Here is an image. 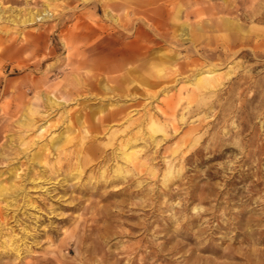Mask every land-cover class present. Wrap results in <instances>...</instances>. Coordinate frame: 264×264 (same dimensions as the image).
I'll return each mask as SVG.
<instances>
[{"label":"rangeland","instance_id":"obj_1","mask_svg":"<svg viewBox=\"0 0 264 264\" xmlns=\"http://www.w3.org/2000/svg\"><path fill=\"white\" fill-rule=\"evenodd\" d=\"M95 1L1 0L41 14L0 20V264H264V0H175L188 39L151 54L170 0ZM204 75L220 85L200 99Z\"/></svg>","mask_w":264,"mask_h":264},{"label":"bare ground","instance_id":"obj_2","mask_svg":"<svg viewBox=\"0 0 264 264\" xmlns=\"http://www.w3.org/2000/svg\"><path fill=\"white\" fill-rule=\"evenodd\" d=\"M3 1H5V0H3ZM6 1L18 2L19 0H6ZM95 2L97 4V6H98L99 0H96ZM170 2H172V6L171 7L163 6V9L162 10H157V11H154L152 14H150L151 15V18L153 19V21L147 23V26L145 27V32L146 33L144 35V38L139 39V42L137 43L138 47H140V46H141V48H142V46L144 48L146 47L147 48L146 51H148V53L151 50V48H153L152 45L153 46H155V45L157 46L158 44H161V42H163V41L164 42H171V43H173V42L174 43H179L180 40H186V39H188V38H184V37L182 39H180V38H178V36L176 34V32H177L180 24L188 25L186 23V21H182V22H178L177 21V22H174V24H170V23H172V21H176L177 20V17H178V14H179V12L177 14V10L175 9V5H176L175 0H170ZM2 4L3 3L0 0V20H5V21L7 20V21H10V22H17V23H19V22L28 23L30 21L31 22L35 21L36 20V16L41 14V13H34V12H31L29 10V11H27V14H25L24 16L21 15L20 17H18V14H14L13 16H11V15H5L6 14L5 13V9H4L5 7H3ZM123 4H124L123 2L116 1V0H102V2H101V6L104 8V12H106V8H110V7H113V6H120L121 7ZM189 8H190V6H189ZM184 10H186V9H184ZM191 11H193V10H190L188 12H191ZM185 14H186V11H185ZM199 15H200V13H195V17L196 16H199ZM187 16L188 15H186V17ZM209 17H211V16H209ZM210 19L211 18H209V19H198L199 21H196L195 26H201V27L202 26L203 27H206V26H209V27L210 26H217L218 27L219 26V27L230 28V29L237 28V26L240 27V25L236 21H232L233 19H230V18L229 19H222L221 21H213V22ZM115 20H118V17L115 18ZM156 22L157 23L164 22V26H166L165 27V30L158 31L157 30V23ZM143 23L144 22L141 23L142 26H143ZM128 24L129 23H128V19H127V13H125L124 17L120 21L117 22V25L122 30L125 31L129 27ZM95 25L97 26V24H95ZM143 28H144V26H143ZM10 29L11 28H0V32L3 33V34L0 35V44H2L3 41H9L10 42L9 43L10 45L14 43V40H15V36H14L15 31H11ZM34 35L39 36L40 34H37L36 33ZM243 35H244V33H243ZM118 39L119 38H117L116 40H118ZM193 40H195V41H193L192 44H191V50H192V48L196 47L197 44L199 45L200 43H203V45H207V44L210 43V41H205V37H203L201 40L199 38H196L195 37V38H193ZM196 40L198 41V43H196ZM87 49L90 52L91 51L92 52L94 51V53H96V54L103 53L104 50H106V49L109 50L110 49L109 52L106 53V54H108V53H113L114 51H117L119 48H115L114 46H112V47L109 46V47H106L105 48V47H101L100 43H98V42H92V43H89L88 42L87 43ZM137 51H139V48L137 50H135L134 52H129L127 54L128 55H132L133 53H137L138 54L139 52H137ZM177 51H178V49H177ZM78 53H79L78 48L75 47L74 50L71 51L70 54L67 56V59L69 61H71V62H74L75 64H77L79 66L82 65V64H87L85 62V58L83 59L84 62H82L83 60L80 58V56L78 57ZM141 54H142V52L139 53V55H141ZM149 54H151V53H149ZM174 54H175V52H174ZM165 57L166 58H171V57H169V55L168 56H165ZM205 63H206V61H205ZM77 65H76V68H79V67H77ZM209 65H204V66H199V67L196 65L195 66V68H196L195 69L196 70L195 72H197L198 74L199 73H202L203 72V68L204 67H207V66H208L207 71L209 73L214 72L217 69L216 65L215 66H209ZM117 66H119L120 70H122L123 68H125V70L122 72L123 75H122L121 79L127 80V66L126 67H123V62L122 61L117 62ZM111 67H112V65H111ZM220 78H221L220 75H214L212 77H210V75L209 76L204 75V76L198 77V80L197 81H194V85H196V87L198 89L197 90V96H198V98L205 99L206 97L209 96V93L210 92H212L213 90L214 91L217 90L219 88V85H220V82H217V80H220ZM217 86H218V88H217ZM119 113H121V109L118 110V111H113L111 113V116L112 117H115ZM150 136L154 139L153 134L150 135ZM77 170L79 171V169H77ZM16 247L17 246H12L11 248H16Z\"/></svg>","mask_w":264,"mask_h":264}]
</instances>
